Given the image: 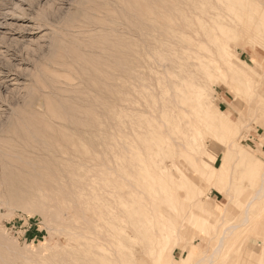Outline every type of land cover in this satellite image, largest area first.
I'll return each instance as SVG.
<instances>
[{
    "label": "rangeland",
    "instance_id": "obj_1",
    "mask_svg": "<svg viewBox=\"0 0 264 264\" xmlns=\"http://www.w3.org/2000/svg\"><path fill=\"white\" fill-rule=\"evenodd\" d=\"M0 264H264V0H0Z\"/></svg>",
    "mask_w": 264,
    "mask_h": 264
},
{
    "label": "bare ground",
    "instance_id": "obj_2",
    "mask_svg": "<svg viewBox=\"0 0 264 264\" xmlns=\"http://www.w3.org/2000/svg\"><path fill=\"white\" fill-rule=\"evenodd\" d=\"M134 7L135 18L137 19L136 28L139 30L137 36L142 42H144L145 39L141 38V36H147L150 32V28L152 27V25L150 26L152 10L149 9L147 6H140V4H135ZM218 249H220V246L216 248V251H218Z\"/></svg>",
    "mask_w": 264,
    "mask_h": 264
},
{
    "label": "built area",
    "instance_id": "obj_3",
    "mask_svg": "<svg viewBox=\"0 0 264 264\" xmlns=\"http://www.w3.org/2000/svg\"><path fill=\"white\" fill-rule=\"evenodd\" d=\"M20 229H22V235H25L26 233H31L32 231H34V227L32 228V224H28V225H21ZM19 229V230H20Z\"/></svg>",
    "mask_w": 264,
    "mask_h": 264
}]
</instances>
